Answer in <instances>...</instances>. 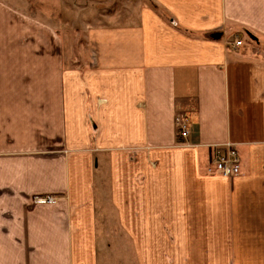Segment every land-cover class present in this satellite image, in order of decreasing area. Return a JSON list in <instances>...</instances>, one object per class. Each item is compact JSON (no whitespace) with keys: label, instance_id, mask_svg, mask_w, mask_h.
Wrapping results in <instances>:
<instances>
[{"label":"crops","instance_id":"obj_1","mask_svg":"<svg viewBox=\"0 0 264 264\" xmlns=\"http://www.w3.org/2000/svg\"><path fill=\"white\" fill-rule=\"evenodd\" d=\"M125 6L79 44L0 5V264H264V0Z\"/></svg>","mask_w":264,"mask_h":264},{"label":"rangeland","instance_id":"obj_2","mask_svg":"<svg viewBox=\"0 0 264 264\" xmlns=\"http://www.w3.org/2000/svg\"><path fill=\"white\" fill-rule=\"evenodd\" d=\"M133 2L138 3L139 0H0V5L20 10L24 15L31 18L34 17V20L48 22L50 25H53L52 23L56 24V21H59V27L64 26L65 32L63 36L69 37L70 39L74 37L73 40L75 39L80 44L84 42L82 31L86 25L93 24L95 21L97 22L102 13L109 14L117 11L121 15V13H124L125 4L127 3L129 5L133 4ZM93 6L95 7V11H93ZM85 7L88 8L89 12L84 17H80L79 13ZM85 10L87 9H84V12ZM103 16L100 18H103ZM78 50V52H82L81 46H78ZM107 206L105 205L104 207L107 209ZM108 210H110L109 214L111 222L113 223L112 228L115 231L116 228H119V226L117 227L116 214L113 210ZM111 222L109 217H106V220L101 223L102 231H106L105 233L107 234L110 233ZM119 232L120 230L117 231V233ZM112 233L115 234L114 232ZM117 244L119 248L107 252L105 257L106 264H131L127 256L126 242L120 240L119 242L117 241ZM111 245L113 246L114 243H111ZM241 248L242 250L246 249ZM254 248L256 249V247ZM247 249L249 250L250 248Z\"/></svg>","mask_w":264,"mask_h":264},{"label":"built area","instance_id":"obj_3","mask_svg":"<svg viewBox=\"0 0 264 264\" xmlns=\"http://www.w3.org/2000/svg\"><path fill=\"white\" fill-rule=\"evenodd\" d=\"M234 45L237 47L242 46V41L237 40ZM176 130L182 139H188L190 135V123L183 115H176ZM213 162L209 172L211 174H219L224 178H233L238 176L242 171V158L235 145L226 143L224 146H215L213 152ZM37 205H50L55 204L54 197H37L34 199Z\"/></svg>","mask_w":264,"mask_h":264},{"label":"water","instance_id":"obj_4","mask_svg":"<svg viewBox=\"0 0 264 264\" xmlns=\"http://www.w3.org/2000/svg\"><path fill=\"white\" fill-rule=\"evenodd\" d=\"M220 37H221V34H215L214 36H213V38H215V39H220Z\"/></svg>","mask_w":264,"mask_h":264}]
</instances>
